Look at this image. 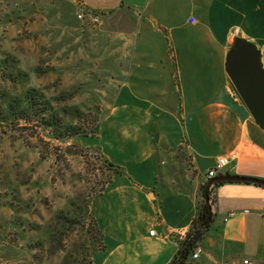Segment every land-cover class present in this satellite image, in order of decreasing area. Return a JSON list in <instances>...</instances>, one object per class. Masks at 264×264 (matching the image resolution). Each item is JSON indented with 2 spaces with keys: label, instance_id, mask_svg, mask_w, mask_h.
<instances>
[{
  "label": "crops",
  "instance_id": "crops-1",
  "mask_svg": "<svg viewBox=\"0 0 264 264\" xmlns=\"http://www.w3.org/2000/svg\"><path fill=\"white\" fill-rule=\"evenodd\" d=\"M81 1L130 49L119 93L97 126V145L123 170L95 210L104 244L98 264H168L220 157L234 156L216 177L264 180V129L225 69L231 47L244 40L259 50L264 72V0ZM181 146L195 172L189 186L176 171ZM213 195L193 263L264 264V188L225 183Z\"/></svg>",
  "mask_w": 264,
  "mask_h": 264
},
{
  "label": "rangeland",
  "instance_id": "rangeland-1",
  "mask_svg": "<svg viewBox=\"0 0 264 264\" xmlns=\"http://www.w3.org/2000/svg\"><path fill=\"white\" fill-rule=\"evenodd\" d=\"M91 14L81 0H0V264H98L104 250L95 210L115 175L97 126L130 49ZM27 94L41 102L29 122L18 119Z\"/></svg>",
  "mask_w": 264,
  "mask_h": 264
},
{
  "label": "water",
  "instance_id": "water-1",
  "mask_svg": "<svg viewBox=\"0 0 264 264\" xmlns=\"http://www.w3.org/2000/svg\"><path fill=\"white\" fill-rule=\"evenodd\" d=\"M260 52L252 44L237 40L226 56V74L230 83L255 123L264 129V72L259 62ZM218 182L264 186V180L237 175H220L207 182L206 189ZM205 211L209 209L206 200Z\"/></svg>",
  "mask_w": 264,
  "mask_h": 264
},
{
  "label": "trees",
  "instance_id": "trees-1",
  "mask_svg": "<svg viewBox=\"0 0 264 264\" xmlns=\"http://www.w3.org/2000/svg\"><path fill=\"white\" fill-rule=\"evenodd\" d=\"M23 103H26L27 105H26V108L22 110L23 114H21L18 119L29 122L30 120L28 119L27 112H32L35 110L38 111L41 108L40 107L41 102L37 101L36 96L27 94L25 97V101ZM45 112H46V108L43 106L40 113L43 114ZM48 123H49V127H54L57 125V123L53 120L52 117H51L50 122L48 121ZM73 130H74V133H76V135L82 134L78 132V130L75 128H73ZM53 137L55 139H59V140L61 139L60 138L61 136L53 135ZM108 165L113 170L114 175H120L123 173V170L121 167L116 166L112 164L111 162H108ZM208 181L209 180H207L200 187L201 202L198 207L197 215L195 219L193 220L189 231L186 234H184L183 237L177 239V246H178L177 251L168 264H189L193 252L199 247V243L202 241L205 233L208 231L210 227V223L212 222L213 215H212L211 210L205 211V208H206L205 201L207 200L209 202V209H210L211 205L215 202V197L213 195V192L215 191L217 187L225 184L226 182L215 183L211 185L209 189H206ZM107 183H110V180ZM256 186H259V185H256ZM260 187L264 188V186H260Z\"/></svg>",
  "mask_w": 264,
  "mask_h": 264
},
{
  "label": "built area",
  "instance_id": "built-area-1",
  "mask_svg": "<svg viewBox=\"0 0 264 264\" xmlns=\"http://www.w3.org/2000/svg\"><path fill=\"white\" fill-rule=\"evenodd\" d=\"M84 15H78L79 19H82ZM91 17L93 18V20L95 22L98 21V17L94 16L93 14H91ZM234 158V156H226V157H220L217 162L216 165L211 168L207 173H206V179L210 180L213 179L214 177H216L225 167H227L230 164V161ZM155 234L154 230H151L149 232L150 236H153ZM200 254L199 250H195L191 256L192 260H195L198 258ZM241 264H252V262L249 259H243L241 261Z\"/></svg>",
  "mask_w": 264,
  "mask_h": 264
}]
</instances>
